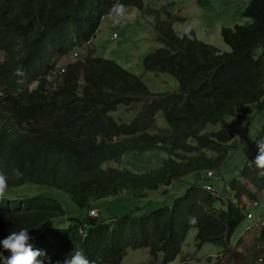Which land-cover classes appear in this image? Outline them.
I'll list each match as a JSON object with an SVG mask.
<instances>
[{
    "label": "trees",
    "instance_id": "1",
    "mask_svg": "<svg viewBox=\"0 0 264 264\" xmlns=\"http://www.w3.org/2000/svg\"><path fill=\"white\" fill-rule=\"evenodd\" d=\"M245 1L242 17L252 23L222 29L231 49L224 53L193 30L178 36L175 24L183 18L163 20L161 11H149L162 47L146 57L144 68L178 81V91L153 94L141 76L95 55L70 62L65 73H52L60 70V59L92 43L115 0H0V174L7 176L8 187H52L90 211L95 199L156 191L196 174L173 206L107 222L86 215L72 218L67 229L45 230L30 241L47 253L41 257L44 264H63L75 248L95 264H123L129 249L143 248L160 264H170L191 228L197 229L198 246L220 241L230 249L237 227L247 219L243 203L264 191L254 164L256 142L225 194L215 196L204 187L212 180L206 171L220 174L234 139L226 118L242 121L264 111V54L254 55L264 43V0ZM120 2L145 10V0ZM18 44L23 48L14 51ZM135 104L141 106L129 123L111 116ZM159 115L168 131L157 124ZM208 124L220 129L203 132ZM261 139L264 126L256 141ZM149 149L169 157L144 173L104 167L121 161L127 151ZM14 168L23 173L21 179L13 177ZM66 214L63 203L48 194L6 198L0 201V241L21 228L33 236L44 222ZM190 217L197 222L189 223ZM257 239L264 242V227ZM0 252L9 255L2 244Z\"/></svg>",
    "mask_w": 264,
    "mask_h": 264
},
{
    "label": "rangeland",
    "instance_id": "2",
    "mask_svg": "<svg viewBox=\"0 0 264 264\" xmlns=\"http://www.w3.org/2000/svg\"><path fill=\"white\" fill-rule=\"evenodd\" d=\"M225 7L228 9L224 10ZM151 9L161 11L163 20H169L173 17L183 18L184 21L175 24L178 36H183L193 30L199 40L218 48L222 53L230 52L231 49L222 39L221 27L233 28L238 24L249 25L252 23L251 19L241 16L244 10L236 6L230 7L224 0H145L144 12L138 7H128L126 21L121 25H115L112 17H106L97 38L92 41L93 53L97 57L114 60L131 73L141 76L143 83L153 94L178 91V81L167 73L155 74L146 71L144 68L146 57L162 47L155 27L156 17L149 12ZM235 15L237 20L234 18ZM116 34L117 37H115ZM92 49L89 47L90 52ZM93 53L87 54L85 51L87 55L81 57L70 55L72 57L69 61L72 62L79 58L84 59L89 55H94ZM263 54L264 43L254 49L255 57H261ZM0 56V60L3 61L4 55L0 54ZM68 58L65 57L58 61V69H62L64 65L70 63H66ZM140 106L141 104H135L131 109L120 107L111 116L117 121L129 123L137 114ZM226 121L234 128V139L230 144L228 155L220 169V174L214 175L211 180L221 194L224 193L227 183L237 177L239 169L247 163L248 155L255 143L254 141L259 137L264 126V111L254 113L247 120L240 121L235 117L229 116ZM157 124L164 132L168 131L170 127L161 115L157 117ZM219 129L220 124H208L203 132L218 131ZM168 157L169 155L161 149L132 150L125 152L121 161L106 162L104 167L131 168L135 172L144 173L162 166ZM195 177L196 174L191 173L183 178H178L170 186H163L156 191L139 190L137 191L138 195L125 193L119 196L95 199L92 201L91 207L99 208L98 218L100 221L105 222L117 216L128 214L144 216L160 208L173 206L176 199L185 193L192 182L196 181ZM36 194H48L57 198L65 206L67 214L44 222L31 236L33 239L47 229H67L72 218L90 215L88 208L79 207L67 193L52 187L30 184L8 187L6 197L14 200L25 195ZM142 194L145 195L142 196ZM256 194L259 196V205L248 208L253 212L254 217L258 218L264 210V191H257ZM248 223L250 224L251 221L248 219L243 220L233 236L248 234V238L251 234L250 232H252L244 231ZM260 230L261 228H257L255 230L257 233L253 237L260 244V253L259 250L254 253L256 247L253 248L251 238H249L250 242L247 245V249L243 251L247 258L253 259L256 264L262 263L258 261V256L264 253V242L262 243L257 239ZM196 233V228H191L188 231L178 258L170 264H178L182 260H185L186 264H241L240 259L238 261H224L222 259L224 247L219 242H205L198 246ZM235 255L236 253L233 252L232 256ZM123 264H160V262L156 261L147 252L146 248H143L138 250L129 249Z\"/></svg>",
    "mask_w": 264,
    "mask_h": 264
},
{
    "label": "clouds",
    "instance_id": "3",
    "mask_svg": "<svg viewBox=\"0 0 264 264\" xmlns=\"http://www.w3.org/2000/svg\"><path fill=\"white\" fill-rule=\"evenodd\" d=\"M107 15L113 18L115 25H121L127 18V7L121 3L120 0H115L111 8L108 10ZM23 48L22 44L16 45L14 51H19ZM20 57L18 56L17 59ZM21 73V69H17V74ZM246 123V122H245ZM258 147V155L254 161V164L258 170V177L264 178V139L254 141ZM13 177L21 179L23 173L18 169L12 170ZM8 189V178L4 174H0V201L6 199V193ZM197 222L196 217H190L189 223L195 224ZM55 226V225H54ZM33 238L29 235V231L26 228H21L19 231H11L10 234L0 241L4 251L9 255L5 256L4 252H0V264H44V260L41 257H47V253L40 249L34 248L30 242ZM50 260V258H48ZM56 264H61L57 261ZM63 264H95L94 261H90L84 253L75 248L70 252Z\"/></svg>",
    "mask_w": 264,
    "mask_h": 264
},
{
    "label": "crops",
    "instance_id": "4",
    "mask_svg": "<svg viewBox=\"0 0 264 264\" xmlns=\"http://www.w3.org/2000/svg\"><path fill=\"white\" fill-rule=\"evenodd\" d=\"M208 1V0H207ZM245 0H241V1H237V0H224V2H226V3H228V5L230 6V7H238L239 9H241V10H244L247 6H248V2H244ZM226 9H228L227 7H225L224 8V10H226ZM237 16H238V13H237ZM242 16V15H241ZM234 18H235V20H237V17H236V15L234 16ZM231 22H233V21H231ZM224 27H221V29H223ZM89 47L92 49V43L90 44V45H88V46H84L83 48H80V49H78V50H76L75 52H74V54H72L73 56L74 55H78V56H86L87 54H90V53H93V49H92V51L90 52L89 51ZM85 51L87 52V54H85ZM95 56H96V54L95 53H93ZM69 57V56H68ZM67 57V58H68ZM71 57L72 56H70L69 58H68V60H66L67 62L66 63H68V62H70L69 61V59H71ZM80 59V58H79ZM73 62V61H72ZM65 64V63H64ZM94 208H96V207H94ZM98 210H99V208H97ZM249 226V223H248V225L245 227V229H244V231L246 232V229H247V227ZM257 228H254L253 229V231L252 232H250L251 234L249 235V237L247 238V235L248 234H245V235H243V236H237V237H235V236H233L232 237V240H231V244H232V246L230 247V249L229 250H224V252H223V256H222V259H224V261L225 260H228V262H230L231 260H236V261H238L239 259L241 260V264H256V261H253V259L251 260V259H249V258H247V255L245 254V253H243V251L244 250H246L247 249V245L249 244V238H251L252 239V246H253V248H255L256 247V250H254V253L256 252V251H258L259 249H260V244H259V242H256L255 241V239L253 238L254 237V235H256V233L257 232H255V230H256ZM248 233V232H247ZM221 245H222V243L220 242V241H218ZM260 242H262L263 243V241H260ZM256 244V245H255ZM223 246V245H222ZM147 249V248H146ZM241 252H240V251ZM147 252H149L150 253V251H149V249H147ZM236 253V255L235 256H232V253ZM259 253H260V250H259ZM231 258H233V259H231ZM261 258H264V253H262V254H259V256H258V261L260 262L261 260ZM182 261H185V260H182Z\"/></svg>",
    "mask_w": 264,
    "mask_h": 264
},
{
    "label": "built area",
    "instance_id": "5",
    "mask_svg": "<svg viewBox=\"0 0 264 264\" xmlns=\"http://www.w3.org/2000/svg\"><path fill=\"white\" fill-rule=\"evenodd\" d=\"M115 37H117V34L115 35ZM88 45H90V44H87L86 46H88ZM77 60H79V59H77ZM77 60H75V61H77ZM75 61H73V62H75ZM67 65H64L62 67V69H60L59 71H52V73L55 75H57L58 73H60V74L65 73ZM206 174H207V177H209L211 179L214 178V175H215L213 170H207ZM204 187H205V189H207L209 192H211L215 196L221 195L220 191L211 182L205 183ZM258 197L259 196H256V198L253 200L246 199L245 203H243V206L247 207V211H246L247 219L251 221V223L247 227L246 231H253L254 228H263L264 227V210L262 211L261 215L258 218H255L253 212L249 209L250 206H258L259 205ZM89 213H90V216L95 217V218H97L99 216V210L97 208L90 209ZM81 233H85V228H81ZM260 260L263 261L264 258H261ZM184 262L185 261H180L178 264H183Z\"/></svg>",
    "mask_w": 264,
    "mask_h": 264
},
{
    "label": "water",
    "instance_id": "6",
    "mask_svg": "<svg viewBox=\"0 0 264 264\" xmlns=\"http://www.w3.org/2000/svg\"><path fill=\"white\" fill-rule=\"evenodd\" d=\"M95 38H97V36Z\"/></svg>",
    "mask_w": 264,
    "mask_h": 264
},
{
    "label": "bare ground",
    "instance_id": "7",
    "mask_svg": "<svg viewBox=\"0 0 264 264\" xmlns=\"http://www.w3.org/2000/svg\"><path fill=\"white\" fill-rule=\"evenodd\" d=\"M99 217V216H98Z\"/></svg>",
    "mask_w": 264,
    "mask_h": 264
}]
</instances>
